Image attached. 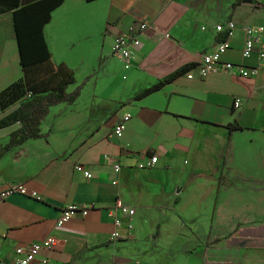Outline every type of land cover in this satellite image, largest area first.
Instances as JSON below:
<instances>
[{"label": "crops", "instance_id": "0c3cea01", "mask_svg": "<svg viewBox=\"0 0 264 264\" xmlns=\"http://www.w3.org/2000/svg\"><path fill=\"white\" fill-rule=\"evenodd\" d=\"M245 1L64 0L43 32L53 64L75 72L67 93L77 96L50 108L40 139L11 144L20 125L0 130V192L25 185L42 198L0 201L2 260L16 264L18 248L54 236L31 264H243L235 234L251 229L248 263L264 264V214L247 209L264 202V74L197 70L223 40L225 63L259 66L257 52L243 57L244 29L264 30V0ZM12 14L0 15V94L24 77ZM225 22L237 26L231 38L215 30ZM142 23L126 71L114 40ZM20 105L0 106V121ZM117 200L135 215L110 218ZM68 206L89 213L57 228Z\"/></svg>", "mask_w": 264, "mask_h": 264}, {"label": "trees", "instance_id": "16d2710c", "mask_svg": "<svg viewBox=\"0 0 264 264\" xmlns=\"http://www.w3.org/2000/svg\"><path fill=\"white\" fill-rule=\"evenodd\" d=\"M90 3L95 0H85ZM64 0H0V15L13 13L18 50L24 77L7 87L0 94V106L6 109L21 102L14 110L0 121V130L20 125L11 138V144L42 137L41 125L50 108L62 102L72 103L77 95L70 96L67 89L75 83V72L65 64L54 65L44 36V28L51 21L53 12ZM190 65L168 78L156 82L143 91L138 98L162 90ZM231 129L235 127L230 126Z\"/></svg>", "mask_w": 264, "mask_h": 264}, {"label": "built area", "instance_id": "2783aa9c", "mask_svg": "<svg viewBox=\"0 0 264 264\" xmlns=\"http://www.w3.org/2000/svg\"><path fill=\"white\" fill-rule=\"evenodd\" d=\"M148 29V25L142 23L139 25L136 31H129L127 33L117 36L114 40L112 54L113 56H118L122 59L124 65V70H130L133 65V61L136 58V49L140 46L139 34ZM217 33H225L227 38H231L235 35L237 31V26L233 22L221 23L215 27ZM246 41L245 49L243 52L244 58H249L252 53L257 52V57L259 61V66L254 69H248L239 64L225 63L222 60V55L227 52L229 49L228 42L223 40L219 43L216 50L212 53H207L202 57V60L197 67L198 75L200 77H205L208 73H213L215 71H225L227 73H232L239 75L243 78L250 77L253 74H264V30L258 29V27H245ZM192 77L193 74L190 73ZM194 77V76H193ZM126 78V77H125ZM234 106L236 109L241 108L242 103L240 99L235 100ZM125 125L123 123H118L114 129V134L117 137H121ZM158 161L157 157H152L149 162L138 164V167L142 170L148 169L155 165ZM76 170L80 173H83L87 179L91 178L93 174L90 171H86L83 167H76ZM121 167L116 166L115 172L119 173ZM11 195H22L27 196L30 199L40 201L41 196L34 191H30L25 185H17L9 187L6 190L0 192V201L6 200ZM88 207H77V206H68L64 208L57 220L56 227L62 229L65 224H68L75 217L88 215ZM118 213L125 215L126 217H132L135 215V209L130 206L125 205L121 200H117L115 206L109 211V217L114 219ZM115 238L118 237V234L114 235ZM58 240L56 237L51 236L45 241L43 240L40 243L27 245L26 247H20L16 250L15 256L18 257L16 264H31L35 261L38 255L44 250H52L57 246ZM47 262L44 261V264ZM0 264H9L0 258Z\"/></svg>", "mask_w": 264, "mask_h": 264}, {"label": "rangeland", "instance_id": "374dc122", "mask_svg": "<svg viewBox=\"0 0 264 264\" xmlns=\"http://www.w3.org/2000/svg\"><path fill=\"white\" fill-rule=\"evenodd\" d=\"M253 205H255V206H251L248 203L247 204V209L253 208L256 211V213H263L264 214V202H260L258 204H253ZM262 225H264V224H262ZM251 233H252L251 229H247V230H245L244 232H242L240 234H235V236H238V238H240L238 242H240L239 245L241 246L240 247L241 250H244V251L248 250V253L246 252V256H244L242 258L243 261H241V263H243V264H249L248 262L250 261L249 250L251 248V245H253L252 241H251V238H250L251 237ZM238 242H236V244H238ZM234 246H236V245H234ZM238 248L239 247H237L236 249H238Z\"/></svg>", "mask_w": 264, "mask_h": 264}, {"label": "water", "instance_id": "95a60500", "mask_svg": "<svg viewBox=\"0 0 264 264\" xmlns=\"http://www.w3.org/2000/svg\"><path fill=\"white\" fill-rule=\"evenodd\" d=\"M245 2H249V0H246Z\"/></svg>", "mask_w": 264, "mask_h": 264}]
</instances>
